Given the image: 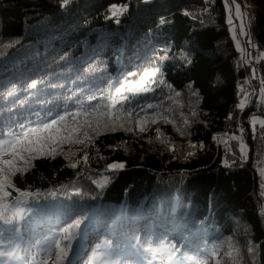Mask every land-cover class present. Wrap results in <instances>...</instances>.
<instances>
[{
    "label": "trees",
    "instance_id": "obj_1",
    "mask_svg": "<svg viewBox=\"0 0 264 264\" xmlns=\"http://www.w3.org/2000/svg\"><path fill=\"white\" fill-rule=\"evenodd\" d=\"M231 2L232 13L227 0H0V140L61 115L70 136L0 153L3 202L28 193L21 219L0 220V251L28 256L78 219L93 253L137 237L200 264H264V124L252 118H264V0ZM230 134L243 153L238 139L217 143Z\"/></svg>",
    "mask_w": 264,
    "mask_h": 264
},
{
    "label": "snow or ice",
    "instance_id": "obj_2",
    "mask_svg": "<svg viewBox=\"0 0 264 264\" xmlns=\"http://www.w3.org/2000/svg\"><path fill=\"white\" fill-rule=\"evenodd\" d=\"M70 3V0H63L64 5H68ZM111 16L113 18H119L121 14L126 12V8L120 7L117 8L113 6L111 9ZM237 16L239 17V6H237ZM243 34V31H242ZM148 75H155V73H149ZM145 79V76H141L140 80L143 81ZM36 83L33 82V84L29 85V87H35ZM138 88L139 86H133ZM17 91V88L14 86L8 93V95H13ZM121 89H117V92H120ZM90 99H94V97H90ZM127 98L125 97L124 100L119 101L121 105L125 103ZM128 103H131V101H128ZM115 106V104L113 105ZM240 107H243V104L239 105ZM148 108H153L154 105L149 104L147 105ZM132 109H129V114H131ZM94 113H88V112H82L77 111L73 112L70 115L72 116L73 121L81 115L84 116H91ZM99 115H109L105 113H100ZM45 120L47 118H44ZM118 119V117H117ZM67 120V115H61L58 119H51L50 122H43V121H37V126L35 127H28L27 125H20L19 131L16 129H13L12 132L8 134L9 138L6 140H0V153L7 152L9 149H11L10 154L15 156L18 151H40L42 150L43 146L47 144L49 141H57V142H68L70 140V136H62L60 135L61 129L57 127L59 124H64V127L67 128V124L65 121ZM155 123V120L152 121ZM90 125V122H87ZM139 121H137V124L139 125ZM103 126L104 128L108 129L109 131H115L117 125H111L110 121L106 120L104 122H101L99 119V116L97 117V127ZM120 127H123V125H119ZM125 131L131 132L132 128L127 127L124 129ZM140 132H144L146 129L144 127L139 128ZM72 132H75V129L71 130ZM157 132H159V129H157ZM4 136L3 132H0V138ZM20 137H24V139H20ZM34 137V138H33ZM76 143H81V141L76 140ZM3 164L8 165L10 168L13 166V161L11 160H4ZM75 167V165H73ZM110 168H123L124 165H109ZM11 187V183L7 180L6 177H0V220H2L5 224H12L14 220L21 219L23 216V210L19 208V204L22 201V197L28 195V193H21V196L17 198L16 203L12 204L4 203L3 198L5 196H8L9 193L5 191L6 188ZM86 222V221H85ZM81 226V221L76 220L74 223L69 224L67 227L63 229V232L66 235V239L68 240L69 244H71L72 238L77 235L76 232L72 231L74 229H78ZM18 231V229H16ZM2 234V232H0ZM2 241H0V245H2ZM56 247L59 249V251L56 252V259L57 261L60 260V258L64 255H66L63 248H60V241H56ZM173 249H145V252L150 253H156L157 251H169L171 252ZM8 255L7 253L0 251V257H4ZM11 259H23V257L18 256L16 254H12ZM193 264H200L199 261L193 260Z\"/></svg>",
    "mask_w": 264,
    "mask_h": 264
},
{
    "label": "rangeland",
    "instance_id": "obj_3",
    "mask_svg": "<svg viewBox=\"0 0 264 264\" xmlns=\"http://www.w3.org/2000/svg\"><path fill=\"white\" fill-rule=\"evenodd\" d=\"M238 18H239L238 21L241 27V31L239 30V27H238L239 34L242 31L243 33H247V30L249 28L247 20L243 16H239ZM244 63L248 64V62L246 61H244ZM252 118L254 121L261 120V123L264 124L263 117L261 118L258 115H254ZM35 126L37 125H33L31 127H35ZM234 139H238L240 149L243 153L244 141L242 140L243 137L241 134L220 135L216 137L217 143L221 145L224 142L228 143L229 140H234ZM257 171L261 174V179H262L261 186L264 191L263 172L261 168H258ZM261 205H262L261 209L264 211V198H263ZM75 220H78V219H75ZM74 232H76L77 235H75L72 238L71 244H69L68 240L65 238L67 235L65 233L64 235L62 234V237H60V239H58V241H60V248H63L66 253V255L60 258V260H63L65 264H71L70 259L72 257L75 261L74 264H90V263L91 264H108V260H109V257L107 254L108 250H104L103 252H101V254H97V255H92L90 253L89 247L85 243L86 232H84V227L82 223H81L80 228L76 229ZM134 240H135V237L134 238L131 237V241H134ZM164 243L167 245L168 243H171V241L166 240ZM129 244L131 245L129 246ZM175 245L176 246H172L173 250L167 254L162 253V251H160L161 253H157V252L150 253V252H145L144 250L149 249V248L154 249V246H152L151 244L147 243V245L144 248L143 247L141 248L138 244V241L133 243V242H128V240H126L125 247L123 244H121L122 251L120 254L119 252L117 254L118 258L116 259V264H146L145 262H143V259H145L146 262H149V263L152 262V264H181L178 261V259L182 261L183 264H188L185 260L182 259L181 256L178 255V252L181 251L180 250L181 247L178 244H175ZM110 247L112 246L108 245L107 248L109 249ZM155 249H161L160 245L158 247H155ZM30 250H32L30 255L26 257L27 264H44L43 262L44 260L48 261V264H58V261L56 259V252L59 251V249L56 247V242L53 246L49 243L43 242L40 245L32 246ZM126 250H131V252L126 251ZM24 252L25 251L23 249V253ZM138 255L140 256V258H138ZM193 259L195 260V258ZM196 260L198 261L199 259H196Z\"/></svg>",
    "mask_w": 264,
    "mask_h": 264
},
{
    "label": "water",
    "instance_id": "obj_4",
    "mask_svg": "<svg viewBox=\"0 0 264 264\" xmlns=\"http://www.w3.org/2000/svg\"><path fill=\"white\" fill-rule=\"evenodd\" d=\"M228 1V3H229V7H230V12H232V8H233V6H232V2H231V0H227ZM235 34H236V36H237V39H238V42H239V44H240V46H241V62H242V64L244 65L245 63H244V60H245V46H244V42L242 41V38H241V36H240V34H239V31H238V28L236 27V29H235ZM246 80H247V83H248V79H247V77H246Z\"/></svg>",
    "mask_w": 264,
    "mask_h": 264
},
{
    "label": "built area",
    "instance_id": "obj_5",
    "mask_svg": "<svg viewBox=\"0 0 264 264\" xmlns=\"http://www.w3.org/2000/svg\"><path fill=\"white\" fill-rule=\"evenodd\" d=\"M262 111H264V108L262 107Z\"/></svg>",
    "mask_w": 264,
    "mask_h": 264
}]
</instances>
